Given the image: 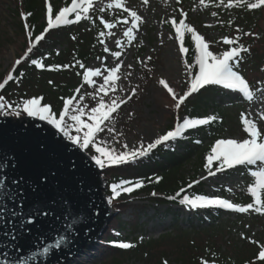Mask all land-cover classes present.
<instances>
[{
  "label": "snow or ice",
  "instance_id": "obj_1",
  "mask_svg": "<svg viewBox=\"0 0 264 264\" xmlns=\"http://www.w3.org/2000/svg\"><path fill=\"white\" fill-rule=\"evenodd\" d=\"M143 2L147 4L148 0H143ZM179 2L180 0H177V3ZM212 3L213 0H199V5L205 8ZM214 6L216 8H237L254 11L264 9V0H219ZM93 7L94 0H71L70 6H64L57 12L49 0H45L47 26L43 33L35 37V41H41L51 29L79 23L81 20L95 23L90 15V10ZM106 7L108 9H122L124 13H127V17L109 22L101 16L99 17V23L103 25L104 29L108 30L116 28L121 23L129 25L123 35L129 42L133 40L134 30L137 28L138 23H143L142 17L138 15L137 11L124 6L123 0H113ZM105 10L104 7L99 9L100 12ZM195 10L193 9V11ZM31 15V13H21L25 31L29 38L32 37V31L27 20ZM179 15L181 17L179 21L173 17L165 23H169L174 29L175 39L180 45L179 53L182 56L189 51L184 46L186 34L190 35L194 44V63H189L187 59L184 60L187 90L184 91L183 95L177 96L164 79L159 80V84L167 90L171 99L175 102L173 107L177 113L190 96L210 86H220L231 93L237 94L249 103L259 100L264 105V81L258 82L260 86L254 89L237 70L240 61L243 59L242 53L250 52L249 48L239 43L240 36L222 38L223 44L230 47L220 54H214L204 37L198 34L194 27L186 23L187 13L181 9ZM211 15L216 17L217 12L213 11ZM129 18L131 20L130 24ZM239 31L237 29V32ZM106 35L115 36V33L109 32L106 34L104 31H100L98 39L106 37ZM243 35L250 36L252 33L245 32ZM99 42L103 45L104 52L115 58V66L85 68L81 61L76 60L75 65H55L48 69L55 71L75 66L84 69L82 83L74 90L75 94L67 98L61 97L63 107L58 114L53 111L51 105L42 103V97L22 98L10 102L3 95H0V116L15 117L17 119L26 117L46 123L76 148L85 153H89V149L93 150L94 154H90V160L100 170L135 163L138 159L149 156L159 146L168 147L169 142L184 138V134L188 130L208 125L217 120V117L213 115L196 119L185 117L181 121L177 115L174 127L159 135L147 145L141 141L138 146L129 148V145L124 143L121 145L123 149L121 151L107 146V141L98 140V134L104 132L105 129L110 133L115 131L110 126L112 114L119 109L121 104L126 103V100L118 95L109 96V93H116L118 90L123 91V89H118L117 83L120 79L122 61L119 58L121 53L111 51L103 39H99ZM114 42L116 45L121 46L120 39H116ZM33 47L32 40L29 39V45L25 53L14 61L12 70L3 82H0V91H3L9 81L19 83V80L12 73L16 71L17 66L29 59ZM97 59L101 60L103 65L107 57H98ZM148 59L150 60L151 57ZM31 63L40 69L46 67L39 60H31ZM261 70L264 71V69ZM76 74L81 75L80 72ZM96 78H101L102 82L97 83ZM49 83L51 84L52 81H49ZM85 85L94 89V94L88 93V95L96 100V105L87 111L88 105L82 103L85 97L80 94ZM257 93H259V96H257ZM135 94L136 90L133 89L132 95ZM105 97H109V99L105 100ZM131 98V96L127 97V99ZM85 115L87 120L84 119ZM240 122L247 137L242 140L231 138L216 140L206 156L204 168L207 171V176H203L201 179L215 176L218 172L236 169L238 166L246 170L254 168V170L248 172L253 178V183L247 188L252 202L242 206L222 198H210L205 195H182L187 191L185 188H181L175 195L169 196V200L177 201L189 210L218 208L236 213L255 212L264 215V128L261 127L264 124V107L255 114L242 112ZM119 135H122V133ZM116 142L119 143V141ZM195 142L200 143L199 140ZM73 167H75V164H73ZM4 168H8L9 171L0 172V232H3L0 243L4 244V249L0 253L4 259L0 261V264H29V261L34 260L37 256L47 258L50 254H53V250L62 249L63 246L70 245L76 239L73 228H75L76 233H83L85 225L79 224L77 219L80 212L83 211L89 219L91 218L88 200L81 198L79 195L83 188L79 189L77 193L64 192L62 189H51L47 173H41L34 179L26 177L22 173L13 176L12 172H17L19 169V161L9 157L6 153L0 156V170ZM29 179H32V184L28 183ZM160 179L157 177L156 182H159ZM199 183L200 180L193 181L188 184L187 188L190 189L194 184ZM141 187H143V181L140 180H123L110 185L111 195L106 197L108 205H111L122 192L131 193ZM152 195L155 196L156 193L153 192ZM177 198L179 199L177 200ZM51 232L58 234L54 242L44 243L45 240L52 239L48 235ZM242 238L244 237L242 236ZM33 239L40 245L38 251L33 252L31 256H24L22 250L33 247L31 243ZM252 243L256 242L252 241ZM114 246L121 249L132 247L131 244L123 242ZM9 248L12 249L11 252L8 251ZM55 259L58 260V257H55ZM256 259L264 262V246H261ZM49 264H52V261H49ZM164 264H167V261H164ZM199 264H209V260L201 258Z\"/></svg>",
  "mask_w": 264,
  "mask_h": 264
},
{
  "label": "trees",
  "instance_id": "obj_2",
  "mask_svg": "<svg viewBox=\"0 0 264 264\" xmlns=\"http://www.w3.org/2000/svg\"><path fill=\"white\" fill-rule=\"evenodd\" d=\"M59 1V0H53ZM199 0H180L176 5L177 12L180 13L182 9L187 13L193 8L194 4ZM51 3L52 0H49ZM219 0H213L207 8L204 7L205 11L211 14L213 11L217 12L216 18L218 19L217 29L224 37L234 38L240 36L239 43H242L245 47L250 49L249 53H242L243 59L240 61L238 71L244 76L247 67H256L258 70L264 62L259 59L257 50L255 47L264 41V30L260 28V23H264V15L262 10L248 11L244 9H224L223 7L216 8L215 3ZM71 0H67L66 5H69ZM12 7L9 8L10 17L13 25V38L0 39V53L5 49L6 46L12 45L15 48L17 57L19 59L26 51L29 45V39L32 40L34 45L32 53L29 54V59L22 62L16 67V71L12 73L14 77L19 80V83L9 81L3 91H0V95H3L6 100L18 101L22 98L42 97L43 104H49L52 106L53 111L57 114L62 110L63 101L61 97L73 96L74 90L82 83V74L84 69H80L78 66L61 68L60 70H48L51 66L59 65H75L76 60L81 61L85 68L88 62L97 59L101 52L99 50L100 42L98 39L100 31L105 29L99 21L96 20V14L92 17L95 23L88 21L87 23L79 22L72 25L61 26L59 28L49 30L44 38L36 43L35 37L44 32L47 26L45 19V0H12ZM57 11V10H55ZM21 13H31L28 17L27 23L32 31V37L29 38L26 34L24 21L21 18ZM117 16L109 18V22H114ZM178 14L177 21L180 19ZM199 27L204 30V24L200 23ZM237 29L240 31L237 32ZM252 33L250 36H245L243 33ZM75 37V39H73ZM22 40L18 43V40ZM18 43V44H17ZM56 46H64V49L59 53L54 52ZM184 46L189 51L182 56L181 54V68H182V79L184 81V91L187 90V76L185 75L184 60L187 59L189 63H194V44L191 41L190 35L186 34L184 39ZM210 50L214 54H220L230 46L224 45L222 41L214 40L209 44ZM151 59L144 62L143 66L139 69L138 79L131 89L130 95L132 98L128 99L127 105H134L142 99L146 91L154 84V69L157 64V57L154 55L150 56ZM31 60H39L46 67L40 69L35 67ZM13 65L6 70L1 72L0 65V82L7 77L9 71H11ZM150 69V71H149ZM80 72L81 75L76 73ZM263 74V72H260ZM21 74H23L21 76ZM257 80V79H256ZM252 81L254 85L258 81ZM264 80V74L260 78ZM49 81H52L50 84ZM164 90L165 98L168 100L169 105L167 106L170 115H178L181 117H188L190 119L204 118L208 116L206 110L209 108L208 104L213 108H218L216 105V99L220 100L223 96L222 91L214 87H207L196 93L195 96L189 97L185 103L181 106L179 112L173 107L174 101L171 99L170 94L161 85ZM136 90V94L132 95V90ZM88 93L94 94L92 87L83 89L81 95H84L85 99L83 104L88 105L89 110L91 107L96 105V100H93ZM183 93L181 95H183ZM126 105V106H127ZM216 116L217 120L211 122L207 127L209 133L203 131L202 128L196 129V131H187L184 134V138L178 139L174 142L169 143L168 147L159 146L153 150L149 156L138 159L135 163L124 164L116 167H109L103 169L102 176L105 180L106 189L105 194L110 195V185L119 183L123 180L128 181H143V187L135 189L133 192L134 200H142L146 202V205L130 207L129 202L124 199H118L113 201L111 204L116 214L108 223L107 229L103 236L98 241V252H104L101 259L105 263L110 264L115 261V264H124L127 259L134 258L137 260H145L152 264H164L165 258L170 256L178 264H199L201 258L209 260V264H264L256 259L258 255L257 250H250V246L253 245V239L244 237V241L238 242L237 239L229 236L228 232H222L223 227L215 226L205 229L194 228L192 223H189L190 230H181L178 226V214L172 212L173 229L181 231L180 234L173 241L171 236L165 237L167 243L172 247V251L169 253L157 252L158 248L163 245L166 241L160 239L153 242H139L138 239L131 241L129 244L132 247L128 249H121L115 247L121 239V232L128 228L130 231L138 232L142 229L146 221L151 220L153 217H157L160 213L158 208L167 206L164 212L172 211V206L179 208H185L180 205L177 201H171L168 199L169 196L175 195L181 188L187 189L186 193L192 195H203L204 186L194 184L192 188H187L188 184L196 181L198 174L202 172L204 164L206 163V156L211 150V147L216 140L220 139L223 132L228 130L226 125L225 117L221 116L219 111H214L212 115ZM87 120V116L84 117ZM107 123V122H106ZM128 123V122H127ZM110 126L114 128V132L110 133L105 129L106 135H118L121 130L127 129V124L122 125L117 130L113 123L110 122ZM173 126L169 127L171 130ZM73 134H75L73 132ZM206 135L209 139L207 145H204V139L200 138L201 135ZM98 140H103L98 137ZM199 140L200 143L195 141ZM104 141V140H103ZM177 147L182 148L183 152L178 153ZM89 154H94V151L89 149ZM193 164V175L188 176L184 172L185 166ZM161 178L159 182H156V178ZM156 193L155 196L152 193ZM179 198H177L178 200ZM115 202V203H114ZM252 202L250 194H239L236 197V203L242 206H246ZM145 207L153 209L154 213L152 216L146 217V221L139 223V217L144 212ZM133 209V218L131 221L123 222L119 215L127 209ZM141 213V214H140ZM217 216L223 214L220 210H216ZM249 216L237 220L238 222H253V215L255 218H264V215L249 212ZM205 213L201 217H197L200 223L203 222ZM233 223H230L232 225ZM234 225V224H233ZM198 234H203L205 239H197ZM246 235H249L248 232ZM199 236V235H198ZM250 242V243H248ZM253 247V246H252ZM243 248V249H241ZM154 250H157L153 253ZM154 261V262H153ZM112 264V263H111Z\"/></svg>",
  "mask_w": 264,
  "mask_h": 264
},
{
  "label": "rangeland",
  "instance_id": "obj_3",
  "mask_svg": "<svg viewBox=\"0 0 264 264\" xmlns=\"http://www.w3.org/2000/svg\"><path fill=\"white\" fill-rule=\"evenodd\" d=\"M113 2V0H94V7L90 10V15L96 14V20L99 21V17L103 16L107 21L109 18L117 16L116 20H122L127 17V13H124L122 9H108L106 5ZM124 6L131 10L137 11L138 15L142 17L143 23H138L137 28L134 30V39L130 42L123 35L124 31L129 25L119 24L112 30L105 29V33L114 32L115 36L106 35L103 37L104 43L108 45L111 51H117L121 53L119 58L122 61L120 68V79L118 83V89L123 91H117L116 93H109V96H120L126 100V104L123 103L121 108L116 114H112V120L114 127L119 128L127 124V129L121 130L118 135H106L105 132L99 133L98 137L107 141V146L115 148L117 151L123 150L121 145L127 143L129 148L136 147L141 141L145 145L150 143L159 135L166 133L170 126L175 125L177 115H170L167 106L169 105L168 100L165 98L164 90L159 84L160 79H164L169 86L174 90L177 96L183 93L184 81L182 79V68H181V55L179 53V42L175 39V32L169 23L173 17L178 18L179 12H177L176 5L177 0H148L145 4L143 0H123ZM54 10L57 12L64 6H66V0H59L51 2ZM12 0H0V39L10 37L13 38V25L10 17L9 8L12 7ZM104 7L106 10L100 12L99 9ZM193 9H196L193 11ZM264 15V9H262ZM87 23L88 20H81ZM131 20L129 18V24ZM186 23L194 27L198 34L204 37L205 41L210 44L211 41L218 40L222 41L223 35H221L216 28L218 25V19L213 17L211 14L205 11L203 6L199 5V1L195 3L194 7L188 12ZM204 24V30L199 27V24ZM210 25V26H208ZM260 28L264 30V23H260ZM171 37V38H170ZM121 40V46L115 44V40ZM21 39L18 43H21ZM17 43V44H18ZM64 49V46H56L54 52L59 53ZM255 49L259 55V59L264 62V41L258 44ZM101 52L99 57H107L102 65L101 60L94 59L88 62L86 68L95 67H112L115 66L116 60L111 57L109 53H105L103 45L99 47ZM154 55L157 57V64L154 69V84L146 91L140 101L134 105H127V97L130 95L131 89L138 79L139 69L143 66L144 62L148 58ZM17 54L15 48L12 45L6 46L5 49L0 53V65L1 72L8 70L11 65H14ZM264 64H262L259 70L256 67H247L245 70L247 81H255L264 74ZM263 72L261 74L260 72ZM10 72V71H9ZM97 83H101V78H96ZM261 81V80H260ZM259 81V82H260ZM264 81V80H262ZM254 89L259 87V83L256 85L250 84ZM89 86L85 85V88ZM224 93L220 100L216 99L217 110L208 104L209 108L206 110V114L212 115L214 111H219L221 116L225 117L226 126L228 130H225L220 139H238L242 140L247 137V134L243 132L242 125L240 122V114L253 113L255 114L264 105L256 100L252 103L245 101L242 97H239L235 93H231L229 90H225L218 86ZM81 89V92H83ZM195 94V93H194ZM193 94V96H195ZM259 96V93H257ZM109 97H105L108 100ZM127 105V106H126ZM204 117V118H206ZM184 117H181V121ZM128 122V123H127ZM209 125V124H208ZM208 125L201 126L206 133H209ZM264 128V124L261 125ZM192 130V129H191ZM195 131V129H193ZM122 133V135H119ZM204 139V145H207L209 139L206 135L199 136ZM116 141H119L117 143ZM177 152L182 153L183 149L177 147ZM250 170H254L250 169ZM250 170H246L241 166L236 169H230L224 172H218L215 176H210L207 179H201L203 176H207V171L204 169L198 174L197 180L204 186V194L210 198H224L230 202H235L236 197L239 194H246L247 187L253 183V178L248 174ZM193 164L185 166L184 172L188 176L193 175ZM133 192L124 193L114 201L118 199H124L129 202L130 207L146 205V202L142 200H134ZM111 195V193H110ZM115 203V202H114ZM167 206L159 207V215L153 217L151 220L146 221V217L152 216L154 211L150 207H145L144 212L139 217V223L146 221L144 226L138 232L130 231L126 228L125 231L121 232V240L119 243H130L138 239L139 242H153L160 239L166 241L153 253L165 252L169 253L172 251V247L165 240L168 235L171 237V241L174 240L181 233L173 229L172 212L178 214V226L181 227L182 231L190 230L189 223L192 222L194 228L205 229L208 227L215 226L223 227L222 232H228L230 237L237 239L238 242L243 243V237H249L256 243H253V247L248 244L250 250L260 251L261 246H264V218L256 220L253 216V222H238L239 217L246 218L249 216L247 213H234V214H223L216 216L214 209H198L189 210L186 208H179L172 206V211L164 212ZM205 213L203 222L200 223L197 217H201ZM119 218L123 222L131 221L133 218V209L129 208L119 215ZM230 223H233L230 225ZM248 232L249 235H246ZM199 235V236H198ZM197 239H205L204 235L198 234ZM250 243V242H248ZM97 245L92 249L85 251L82 257H79L71 264H107L101 260V256L104 252H97ZM243 249V248H241ZM89 253H93L90 257ZM167 264H178L170 256L165 258ZM154 262V261H153ZM115 264V261L111 262ZM110 263V264H111ZM124 264H152L145 260H137L129 258Z\"/></svg>",
  "mask_w": 264,
  "mask_h": 264
},
{
  "label": "water",
  "instance_id": "obj_4",
  "mask_svg": "<svg viewBox=\"0 0 264 264\" xmlns=\"http://www.w3.org/2000/svg\"><path fill=\"white\" fill-rule=\"evenodd\" d=\"M5 153L19 161V169L12 172L13 176L22 173L34 179L41 173H47L51 189L77 193L83 188L79 195L88 200L91 209L90 219L83 211L80 212L77 219L79 224H84L85 227L83 233H76L73 228L76 239L70 245L53 250V254L47 258L37 256L29 261V264H49V261H52V264H67L102 236L113 217V211L106 200L101 170L91 162L87 153L71 145L44 122L26 117L17 119L0 116V156ZM8 171V168L0 170ZM28 183L32 184V179H29ZM48 235L52 239L45 240L44 243L54 242L58 234L51 232ZM2 237L3 232H0V238ZM31 243L33 247L22 250L24 256H31L33 252L38 251L39 243L35 239ZM3 249L4 244L0 243V253ZM8 251L11 252L12 249L9 248ZM55 257H58V260ZM3 259V255H0V261Z\"/></svg>",
  "mask_w": 264,
  "mask_h": 264
}]
</instances>
